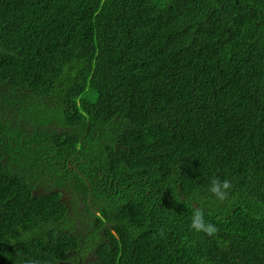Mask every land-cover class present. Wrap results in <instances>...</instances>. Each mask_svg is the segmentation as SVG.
Masks as SVG:
<instances>
[{"label": "trees", "instance_id": "obj_1", "mask_svg": "<svg viewBox=\"0 0 264 264\" xmlns=\"http://www.w3.org/2000/svg\"><path fill=\"white\" fill-rule=\"evenodd\" d=\"M0 264H264V0H0Z\"/></svg>", "mask_w": 264, "mask_h": 264}, {"label": "clouds", "instance_id": "obj_2", "mask_svg": "<svg viewBox=\"0 0 264 264\" xmlns=\"http://www.w3.org/2000/svg\"><path fill=\"white\" fill-rule=\"evenodd\" d=\"M232 188V183L228 179L220 180L213 179L208 188V191L214 196V198L219 201H225L230 194ZM190 227L195 232H204L209 236L215 234L218 229L217 227L205 220V216L202 211L194 210L190 220Z\"/></svg>", "mask_w": 264, "mask_h": 264}]
</instances>
